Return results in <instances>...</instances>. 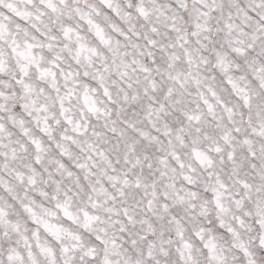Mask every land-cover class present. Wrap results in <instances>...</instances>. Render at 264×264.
Wrapping results in <instances>:
<instances>
[{
    "label": "snow or ice",
    "instance_id": "1",
    "mask_svg": "<svg viewBox=\"0 0 264 264\" xmlns=\"http://www.w3.org/2000/svg\"><path fill=\"white\" fill-rule=\"evenodd\" d=\"M0 264H264V0H0Z\"/></svg>",
    "mask_w": 264,
    "mask_h": 264
}]
</instances>
